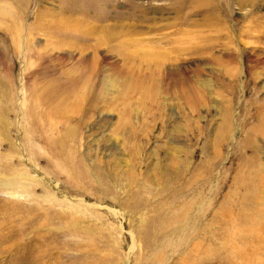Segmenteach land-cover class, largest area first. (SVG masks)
I'll use <instances>...</instances> for the list:
<instances>
[{
	"label": "rangeland",
	"instance_id": "rangeland-1",
	"mask_svg": "<svg viewBox=\"0 0 264 264\" xmlns=\"http://www.w3.org/2000/svg\"><path fill=\"white\" fill-rule=\"evenodd\" d=\"M0 264H264V0H0Z\"/></svg>",
	"mask_w": 264,
	"mask_h": 264
}]
</instances>
